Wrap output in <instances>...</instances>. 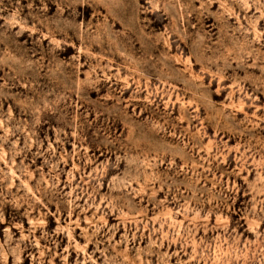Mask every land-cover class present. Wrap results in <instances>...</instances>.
Masks as SVG:
<instances>
[{
    "label": "rangeland",
    "instance_id": "1",
    "mask_svg": "<svg viewBox=\"0 0 264 264\" xmlns=\"http://www.w3.org/2000/svg\"><path fill=\"white\" fill-rule=\"evenodd\" d=\"M0 264H264V0H0Z\"/></svg>",
    "mask_w": 264,
    "mask_h": 264
}]
</instances>
